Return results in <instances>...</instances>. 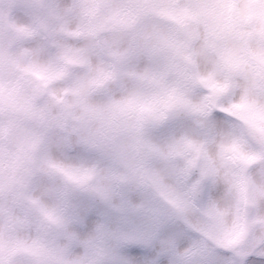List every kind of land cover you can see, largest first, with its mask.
Segmentation results:
<instances>
[{
  "label": "rangeland",
  "instance_id": "obj_1",
  "mask_svg": "<svg viewBox=\"0 0 264 264\" xmlns=\"http://www.w3.org/2000/svg\"><path fill=\"white\" fill-rule=\"evenodd\" d=\"M69 2L46 0L39 7L32 0H0V53L11 60L0 59V246L7 242L12 264H32V257L44 249L56 225L60 227V234L56 233L59 243L80 251L76 247L80 241L70 244L68 234H75L76 218L85 207L106 204L118 211L134 203L153 210L165 207L166 190L157 189L151 178L160 176L170 183L168 169L183 160L161 155L170 144L167 134L125 118L110 122L103 145L94 147L70 133L67 121L73 108L103 115L107 105L125 98L146 72L156 79L166 75L186 80L183 94L193 104L195 88L201 86L199 77L206 71L215 80L229 83L232 92L243 89L250 97L243 81L247 75L244 58L264 47V0H229L226 12L210 16L212 23L209 18L185 20L172 48L132 59L112 55V51L126 52L127 42L103 52L93 48H107L112 42L110 30H97L90 36L92 28L81 31L78 18L51 10ZM210 25L216 29L215 38L224 41L231 67L216 62ZM73 31L81 35L69 36ZM82 50L88 53L83 60ZM57 52L63 53L59 60L54 59ZM36 63L52 76L47 87H39L40 81L23 72ZM113 64L117 79L105 81L103 89L96 90L98 82H93L89 70L100 72ZM149 147L157 153L153 161L147 160ZM53 165L90 168L93 174L81 187L67 181ZM262 182L264 170L245 174L240 195L251 204ZM89 191H95L99 201L91 200ZM69 207L73 211L67 216ZM47 212L54 217L49 219ZM5 216L12 221L7 235L2 222ZM146 218L145 214L110 221L117 229L124 224L143 225Z\"/></svg>",
  "mask_w": 264,
  "mask_h": 264
},
{
  "label": "snow or ice",
  "instance_id": "obj_2",
  "mask_svg": "<svg viewBox=\"0 0 264 264\" xmlns=\"http://www.w3.org/2000/svg\"><path fill=\"white\" fill-rule=\"evenodd\" d=\"M70 0L56 6L53 12L67 13ZM93 15L104 13V23L92 27L112 32V42L107 48L93 45L99 52L116 48L127 42L126 52L112 51L120 59L145 56L159 49L172 48L175 36L183 28V22L191 19H205L217 12H226L229 0H88ZM211 36L216 29L211 26ZM80 36L79 31L68 33ZM152 41L144 45L142 40ZM87 50L80 52L83 60ZM63 53L57 52L59 60ZM0 59L9 63L6 53ZM119 60L117 61V63ZM264 64V55L260 57ZM221 67H231L225 54ZM40 81L39 87H47L52 78L45 66L36 63L23 68ZM93 82L113 80L118 77L116 64L107 70L88 72ZM141 81L156 80L150 73H144ZM195 88V101L175 94L169 97L164 109L157 107L155 98L142 97L136 92L116 101L107 109L114 113L138 112L150 114L155 124L163 128L169 120L168 110L178 109L180 125L185 133L179 139L170 141L165 158L180 156L182 162L168 169L170 183L160 176L151 178L157 189H165L167 199L162 209H150L144 203H134L129 208L115 210L108 205L85 207L75 221V234L68 239L82 241L94 235L103 220L116 217L131 219L146 214L143 225L124 224L113 233L116 257L114 264H264V189L252 202L240 195L244 175L264 170V106L253 102L245 90L232 92L231 85L215 80L210 72L199 77ZM3 89L0 88V92ZM192 129L205 130L213 134L212 146L207 141L189 135ZM219 136L217 142L215 137ZM190 157V158H185ZM62 172L67 181L85 186L91 178L90 168L53 165ZM45 215L52 219L54 213ZM57 221L59 218L56 217ZM78 248V247H77ZM8 254L0 253V264H12Z\"/></svg>",
  "mask_w": 264,
  "mask_h": 264
},
{
  "label": "clouds",
  "instance_id": "obj_3",
  "mask_svg": "<svg viewBox=\"0 0 264 264\" xmlns=\"http://www.w3.org/2000/svg\"><path fill=\"white\" fill-rule=\"evenodd\" d=\"M92 5L88 0H79V2L69 4V11L66 13L70 16L76 17L79 20V29L87 32L90 28L104 23V13H97L95 15L89 12ZM219 14V12H217ZM209 22H213V18L209 17ZM144 45H152L150 40H142ZM212 51L215 53L217 63H222L226 54V46L223 40L214 38L211 43ZM264 55V47H261L254 55L246 56L244 58V67L247 75L243 78L247 85L250 98L255 100L260 106H264V64L260 62V57ZM186 80L179 77L170 79L168 76H162L154 81L144 82L140 81L133 86V91L142 97L155 98L159 101L157 107L164 109V105L169 102V97L175 92L179 95L185 91ZM7 103V100H6ZM73 115L67 121L70 133L74 134L78 141H83L94 147L102 146L107 128L110 122L116 123L125 118L130 119L133 123L138 121L143 122L149 126L157 127L162 133H166L169 140L179 139L185 133L178 119V109L168 110L169 120L166 125L161 128L154 123L150 114L144 113L143 119L138 112H122L114 113L106 109L103 115H94L87 111L73 108ZM189 135L201 141H207L206 148L212 146L213 134L207 133L205 130L192 129ZM219 141V136L215 137ZM190 158V157H185ZM260 188L264 189V182L260 184ZM73 209L67 208L65 213L67 216L72 214ZM3 225L7 235V229L11 225V218L3 217ZM116 228L113 227V222L105 219L98 226V230L94 235L86 237L80 241L75 248H69L66 245H61L57 239L55 229L48 233V243L44 249L32 257V264H114L116 259L114 255V236ZM9 245L5 242L0 246V253L8 254Z\"/></svg>",
  "mask_w": 264,
  "mask_h": 264
},
{
  "label": "water",
  "instance_id": "obj_4",
  "mask_svg": "<svg viewBox=\"0 0 264 264\" xmlns=\"http://www.w3.org/2000/svg\"><path fill=\"white\" fill-rule=\"evenodd\" d=\"M35 4L36 3H39V2H42V0H32ZM65 72H67V69L65 70ZM104 82L105 81H102V82H98L97 84H96V86H95V89L96 90H102L103 89V85H104ZM157 158V153H156V151L153 149V148H151V147H149V148H147V160L148 161H153V160H155ZM126 180V179H125ZM88 196H89V198L91 199V200H93V201H99V196L97 195V193L95 192V191H89L88 192ZM55 230H56V233H57V235H59L60 234V227L58 226V225H56L55 226Z\"/></svg>",
  "mask_w": 264,
  "mask_h": 264
},
{
  "label": "bare ground",
  "instance_id": "obj_5",
  "mask_svg": "<svg viewBox=\"0 0 264 264\" xmlns=\"http://www.w3.org/2000/svg\"><path fill=\"white\" fill-rule=\"evenodd\" d=\"M45 2H46V0H42V2L36 3V5L39 7H41V6L43 7Z\"/></svg>",
  "mask_w": 264,
  "mask_h": 264
}]
</instances>
